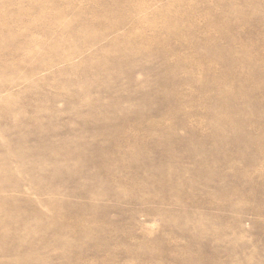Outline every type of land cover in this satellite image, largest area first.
Here are the masks:
<instances>
[{
    "label": "rangeland",
    "instance_id": "rangeland-1",
    "mask_svg": "<svg viewBox=\"0 0 264 264\" xmlns=\"http://www.w3.org/2000/svg\"><path fill=\"white\" fill-rule=\"evenodd\" d=\"M0 161V264H264V0H0Z\"/></svg>",
    "mask_w": 264,
    "mask_h": 264
},
{
    "label": "bare ground",
    "instance_id": "bare-ground-1",
    "mask_svg": "<svg viewBox=\"0 0 264 264\" xmlns=\"http://www.w3.org/2000/svg\"><path fill=\"white\" fill-rule=\"evenodd\" d=\"M13 5V4H12ZM42 6V5H41ZM234 12V11H233ZM22 13V12H21ZM19 16V15H18ZM7 36V35H6ZM217 55V54H216ZM223 55V54H222ZM235 55V54H234ZM106 74V73H105ZM102 75V74H101ZM224 85V84H223ZM178 88V87H177ZM254 88V87H253ZM248 92V91H247ZM250 92V91H249ZM251 94V93H250ZM76 102V101H75ZM25 113V112H24ZM247 114V113H245ZM214 119V118H213ZM149 124V123H148ZM163 131V130H162ZM170 145V144H169ZM140 148V147H139ZM54 150V149H53ZM78 154V153H77ZM61 155V154H60ZM78 157V156H77ZM62 158V157H61ZM67 158V157H66ZM74 158V157H73ZM9 160V159H8ZM62 160V159H61ZM71 160V159H70ZM64 161V160H63ZM68 161V160H67ZM124 161V160H123ZM1 162V161H0ZM54 162V161H53ZM68 163V162H67ZM162 167V166H161ZM56 168V167H55ZM54 169V168H53ZM58 170V169H57ZM158 170V169H157ZM160 170V169H159ZM162 170V169H161ZM116 173V172H115ZM101 182V181H100ZM179 187V186H178ZM12 220V219H11ZM184 257V256H183Z\"/></svg>",
    "mask_w": 264,
    "mask_h": 264
}]
</instances>
